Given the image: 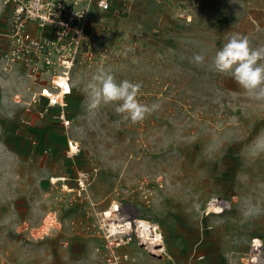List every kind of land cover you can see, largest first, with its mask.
<instances>
[{
  "label": "rangeland",
  "instance_id": "rangeland-1",
  "mask_svg": "<svg viewBox=\"0 0 264 264\" xmlns=\"http://www.w3.org/2000/svg\"><path fill=\"white\" fill-rule=\"evenodd\" d=\"M10 9L0 0V264H103L114 203L124 222L163 235L152 247L134 227L117 249L128 264H250L253 240L264 246V101L212 61L237 33L264 47V0H111L106 11L94 1L72 46L69 126L33 102L40 84L26 68L2 72ZM101 68L161 107L137 123L120 102L89 109ZM220 197L232 209L214 214Z\"/></svg>",
  "mask_w": 264,
  "mask_h": 264
},
{
  "label": "built area",
  "instance_id": "built-area-1",
  "mask_svg": "<svg viewBox=\"0 0 264 264\" xmlns=\"http://www.w3.org/2000/svg\"><path fill=\"white\" fill-rule=\"evenodd\" d=\"M4 7L10 6L7 50L2 56V72L11 74L18 67L27 69L28 74L40 84V91L32 96L33 102L47 101V109L62 111L60 119L65 126L64 111L70 93L63 91L59 83L64 79L72 90V69L75 64L73 45H79L84 38V25L90 5L95 1L97 7L110 9L111 0H1ZM49 82V83H48ZM48 92V93H47ZM70 92V91H69ZM74 143L70 142V156ZM72 152V153H71ZM81 187L85 188L89 175L82 173ZM211 205L222 212L232 209V202L223 197L212 200ZM124 238L107 241V252L103 264H128L129 256L120 254L117 249L125 242ZM253 240L250 264L264 263V246Z\"/></svg>",
  "mask_w": 264,
  "mask_h": 264
},
{
  "label": "clouds",
  "instance_id": "clouds-1",
  "mask_svg": "<svg viewBox=\"0 0 264 264\" xmlns=\"http://www.w3.org/2000/svg\"><path fill=\"white\" fill-rule=\"evenodd\" d=\"M192 63L204 64L202 53L194 54ZM212 65L215 71L230 74L245 92L257 101H264V47L253 48L249 39L234 34L221 49L216 51ZM142 85L123 80L119 83L111 72L101 68L87 84L90 103L89 109L101 104H117L115 111L122 114L124 120L137 123L157 111L161 105L140 103L137 99Z\"/></svg>",
  "mask_w": 264,
  "mask_h": 264
},
{
  "label": "bare ground",
  "instance_id": "bare-ground-1",
  "mask_svg": "<svg viewBox=\"0 0 264 264\" xmlns=\"http://www.w3.org/2000/svg\"><path fill=\"white\" fill-rule=\"evenodd\" d=\"M59 83L63 86V91H65L66 93H70V95H72L73 91L71 90L70 86L66 84L64 79H60ZM70 91V92H69ZM48 93V92H47ZM65 94V93H64ZM64 94H62L61 96L63 98H67L66 96H64ZM69 97V96H68ZM46 101V100H45ZM76 148L73 145L72 147V152H75ZM71 152V153H72ZM58 181H63L61 178L58 179H52L53 183H56ZM65 189L69 190V188L67 186H65ZM212 207V206H211ZM130 211V215L132 213H134V209H132L131 207L127 208ZM212 208H209V210H211ZM117 205L114 203L112 204V206L106 211L104 212L103 216H104V221H108V231L110 234V237H120L123 238L127 235H131L132 232H134V227L137 228L135 231L138 232V234H140L139 239L141 238L142 240L144 239L145 244L150 245L152 247H160L162 246L163 243V235L158 231V226L157 225H153L148 221L145 220H140L137 219L135 221V226H134V222H124V220H121L120 216L116 215L115 212H117ZM214 210V209H213ZM127 212V210H126ZM213 212V211H212ZM214 214H220L222 213L221 210L215 208V212H213ZM129 214V213H128ZM129 220V219H128ZM131 220V219H130ZM128 236V237H129ZM131 236L129 237V239L127 240H132ZM126 240V241H127ZM123 241V240H122ZM124 242V241H123ZM131 242V241H130ZM132 243V242H131ZM129 242H126L125 245H129L131 244ZM257 243H259V241L257 240ZM165 248V247H164ZM163 248V249H164ZM152 249V248H151ZM156 249V248H155ZM158 249V248H157ZM163 249H159L157 251H162ZM156 251V252H157ZM153 252L155 253V250H153Z\"/></svg>",
  "mask_w": 264,
  "mask_h": 264
},
{
  "label": "crops",
  "instance_id": "crops-1",
  "mask_svg": "<svg viewBox=\"0 0 264 264\" xmlns=\"http://www.w3.org/2000/svg\"><path fill=\"white\" fill-rule=\"evenodd\" d=\"M124 1H126V0H124ZM128 1V0H127Z\"/></svg>",
  "mask_w": 264,
  "mask_h": 264
}]
</instances>
